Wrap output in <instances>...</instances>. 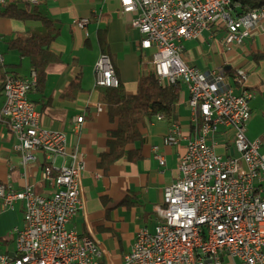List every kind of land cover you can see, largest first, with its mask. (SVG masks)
I'll list each match as a JSON object with an SVG mask.
<instances>
[{"label": "built area", "instance_id": "2783aa9c", "mask_svg": "<svg viewBox=\"0 0 264 264\" xmlns=\"http://www.w3.org/2000/svg\"><path fill=\"white\" fill-rule=\"evenodd\" d=\"M14 2L40 5L43 0H0V9ZM119 2L123 12L134 14L139 47L152 54L159 83L184 84L193 128L185 134L178 122L171 123L164 144L186 142L179 175L163 187V201L154 207L156 225L138 229L121 264H264V142L247 136L256 92L246 85L245 69L232 74L223 66L202 69L184 58L185 42L216 26L224 30L226 49L242 46L264 30V6L238 15L230 8L233 0ZM89 22L83 17L77 24L84 28ZM94 73L97 87L121 85L107 53L100 54ZM2 83V119L24 164L35 159V152L46 155L43 179L50 191L37 192L31 183L15 189L0 182V213L18 202L24 205V223L13 230L15 255L0 251V264H102V242L93 232L81 234L69 226L85 203L86 162L79 145L70 147L65 131L41 123L42 112L30 98L37 83L35 70L28 76L8 74ZM83 120L75 118V131ZM230 141L234 153H220L221 144L229 152ZM154 151L165 165L160 146Z\"/></svg>", "mask_w": 264, "mask_h": 264}, {"label": "crops", "instance_id": "0c3cea01", "mask_svg": "<svg viewBox=\"0 0 264 264\" xmlns=\"http://www.w3.org/2000/svg\"><path fill=\"white\" fill-rule=\"evenodd\" d=\"M40 9L61 24L60 35L51 44L53 51L60 54L61 60L48 65L43 90L34 88L30 92V98L42 112L43 126L65 131L68 134L69 146L78 144L86 162L82 179L84 207L69 226L76 228L81 234L94 233L106 251L104 264H121L125 254L132 249L138 229L143 226L153 229L156 225L158 219L154 207L163 201V187L179 175V159L186 142L165 145L164 137L173 121L181 125L185 134L193 132L187 107L189 94L185 88L179 103L178 120L166 116L161 119L157 116L145 118L141 125L144 142L140 160L132 162L120 159L105 174L97 162L100 153L107 148V132L115 127L116 123L110 121L107 106L100 102L99 89L95 84V63L103 53L98 41L99 31L107 30L106 53L112 58L116 73L129 93L137 92L142 65L152 64V54L140 49L141 33L132 26L134 14L123 12L119 0H43ZM83 17L90 18L84 28L77 24ZM39 23L34 20L20 21L0 16V33L12 35L31 26L36 27ZM223 35L224 30L216 26L205 31L202 37L185 42L184 58L189 64L202 69L223 66L226 70L233 69V73L240 68L247 71L246 85L256 92V97L251 102L252 115L247 123V136L250 139L261 138L264 142V58L260 61L253 58L254 53L264 52V30L260 29L255 35L247 38L242 46L229 50L222 43ZM2 40L0 36V42ZM1 50L4 54V64L0 66V73L9 72L18 76L30 74L32 68L28 58L13 50V54L8 58L9 53L2 48ZM144 54H147L148 58H145ZM7 59H10L9 63ZM211 64L215 66H210ZM80 72L82 88L72 89V93H67ZM90 75L93 76L92 80L89 79ZM3 103L2 93L0 111ZM77 116H83L84 120L79 125V130L75 131ZM230 139L232 136L228 141ZM16 144V138L10 133L1 116V182L15 189L31 183L37 192L46 194L50 191L49 183L43 179L46 155L43 152H35V159L24 164ZM155 145H159L164 152L165 165H161L155 158ZM229 145L231 148L228 153L222 144L218 151L231 153V141ZM262 149L264 150V146ZM62 161L63 159L59 158L58 164ZM16 205H20L24 223V205L22 202ZM8 250L9 248L0 249Z\"/></svg>", "mask_w": 264, "mask_h": 264}, {"label": "trees", "instance_id": "16d2710c", "mask_svg": "<svg viewBox=\"0 0 264 264\" xmlns=\"http://www.w3.org/2000/svg\"><path fill=\"white\" fill-rule=\"evenodd\" d=\"M261 6H264V0H233L230 8L234 14L240 15ZM0 16L20 21L40 22L41 27L16 32L7 41V45L9 49L29 59L32 70L37 73L35 88L42 91L47 78L48 65L61 60L60 54L51 48V44L60 35L59 21L45 14L40 9V5L22 2L6 5L0 9ZM106 32L107 30H100L98 35L103 53L108 50ZM253 58L260 61L264 58V52L254 53ZM227 71L233 73L234 70L229 68ZM8 74L11 73H0L2 82ZM81 79L82 73L80 72L77 79L69 86L67 93H72V89H81ZM2 82L0 83V95L4 89ZM183 87L185 86L180 81L173 84H160L156 70L151 63L142 65L136 93H129L123 83L119 87H98L99 100L106 104L110 121L116 123V126L107 132V148L100 153L97 162L98 167L105 174L120 159L136 162L142 158L141 148L144 137L141 133V125L145 118L163 114L168 118L178 120L179 103L185 93Z\"/></svg>", "mask_w": 264, "mask_h": 264}, {"label": "rangeland", "instance_id": "374dc122", "mask_svg": "<svg viewBox=\"0 0 264 264\" xmlns=\"http://www.w3.org/2000/svg\"><path fill=\"white\" fill-rule=\"evenodd\" d=\"M60 24V23H59ZM35 25V24H32ZM38 26H31L29 27V29H36L38 27H41V24H37ZM61 26V24L59 25ZM14 34L12 35H5L0 33V36L2 37V41L0 42V47L8 52V58H10V54H13V51L11 49L8 48L7 46V41L10 39V37H12ZM94 41H96L95 36L92 37ZM95 43V42H94ZM190 47V45H188ZM147 53V52H146ZM145 58H148L147 54H144ZM184 57H185V52H184ZM8 63L10 62V59H7ZM210 66H215L213 64H211ZM209 66V67H210ZM93 77V76H92ZM91 75L89 76V79L92 80ZM183 89L185 90V87H183ZM223 154H225V151H223ZM76 217V216H75ZM23 223V213L20 209V205H16L15 208L11 209H6V210H2V212L0 213V249L2 248H9L10 251L14 250V239L16 237L15 233L13 232V230L15 229V227H21Z\"/></svg>", "mask_w": 264, "mask_h": 264}, {"label": "water", "instance_id": "95a60500", "mask_svg": "<svg viewBox=\"0 0 264 264\" xmlns=\"http://www.w3.org/2000/svg\"><path fill=\"white\" fill-rule=\"evenodd\" d=\"M231 150H232V152H231V153L233 154V153H234V149H231ZM10 255H11V256H14L15 254H14V252H13V251H11V252H10Z\"/></svg>", "mask_w": 264, "mask_h": 264}]
</instances>
